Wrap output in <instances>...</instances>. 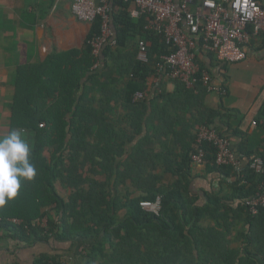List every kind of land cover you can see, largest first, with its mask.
Segmentation results:
<instances>
[{"label":"trees","instance_id":"1","mask_svg":"<svg viewBox=\"0 0 264 264\" xmlns=\"http://www.w3.org/2000/svg\"><path fill=\"white\" fill-rule=\"evenodd\" d=\"M132 10L133 2H111L116 44L98 59L89 42L101 33L100 18L82 49L17 67L9 132L27 130L37 175L0 208V242L47 246L33 264L67 263L63 254L75 248L84 264H264V210L251 216L243 206L264 184V174L250 169L264 152L248 151L243 141L238 153L250 160L236 170L217 165L215 147L203 143L204 172L221 183L200 202L191 160L199 129L229 138L221 129H231V115L207 105L201 73L192 88L162 74L149 89L156 64L176 50ZM258 39L264 45V35ZM139 41L147 63L138 60ZM203 56L210 63L199 57L201 71L221 64ZM220 69L224 80L226 65ZM158 198V216L143 210Z\"/></svg>","mask_w":264,"mask_h":264},{"label":"crops","instance_id":"2","mask_svg":"<svg viewBox=\"0 0 264 264\" xmlns=\"http://www.w3.org/2000/svg\"><path fill=\"white\" fill-rule=\"evenodd\" d=\"M90 29V24L73 15L71 0H0V137L9 133L17 67L43 62L54 52L82 49ZM246 54L243 62L226 65L222 73L224 80L220 77L222 64L211 68L210 76L216 83L224 85L226 94L221 97L209 94L206 98L210 108L222 113L228 111L231 115L226 119L231 129L222 127L221 132L230 139L239 162L237 170L250 160L238 153L243 141L248 151L264 152V45L257 39L247 47ZM201 58L210 63L205 56ZM156 82L152 78L148 80L151 91ZM234 129L243 138L233 135ZM196 171L192 190L203 204V191H218L221 178L217 174H206L203 166ZM46 248L41 244L18 246L9 239L1 241L0 264H33L35 257ZM80 254L75 248V252L63 255L68 264H84Z\"/></svg>","mask_w":264,"mask_h":264},{"label":"built area","instance_id":"3","mask_svg":"<svg viewBox=\"0 0 264 264\" xmlns=\"http://www.w3.org/2000/svg\"><path fill=\"white\" fill-rule=\"evenodd\" d=\"M113 0H71L73 15L81 22L92 24L101 21V33L93 37L89 44L93 56L98 59L105 46H115V35L111 27V2ZM133 2V19L147 17L145 29L160 35L175 52L161 58L155 66V75L177 80L187 88H192L201 73L202 81L210 94L223 96L225 87L212 80L197 60L206 54H213L225 65L241 63L246 59V49L252 41L264 35V0H118ZM138 60L147 63V47L138 43ZM93 68L99 66V61ZM137 93L135 98L142 99ZM254 124V123H253ZM43 127V125H40ZM203 143H210L216 149V164L239 167L238 159L231 148L230 139L220 136L213 127H201L197 135L199 148L191 157L195 167L204 163ZM250 169L258 175L264 174V161L255 157L250 161ZM243 206L251 216L264 210V184L258 192L243 200ZM144 211L156 216L160 213V199L154 203H143ZM18 225L20 221L12 220ZM67 264V263H61Z\"/></svg>","mask_w":264,"mask_h":264},{"label":"clouds","instance_id":"4","mask_svg":"<svg viewBox=\"0 0 264 264\" xmlns=\"http://www.w3.org/2000/svg\"><path fill=\"white\" fill-rule=\"evenodd\" d=\"M26 136L27 130L18 128L0 137V208L18 196L23 182L37 175Z\"/></svg>","mask_w":264,"mask_h":264}]
</instances>
